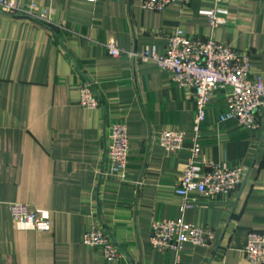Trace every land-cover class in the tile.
<instances>
[{"label":"crops","instance_id":"crops-1","mask_svg":"<svg viewBox=\"0 0 264 264\" xmlns=\"http://www.w3.org/2000/svg\"><path fill=\"white\" fill-rule=\"evenodd\" d=\"M53 12L68 31L54 33L0 12V264H252L244 249L251 232H264V112L260 128L220 121L225 93L210 100L201 144L209 162L244 168L240 188L227 198L192 193L182 212L176 186L189 160L196 112L194 93L179 88L153 62L108 55L114 39L128 51L163 52L176 30L214 37L253 61L264 79V0H193L163 12L139 0H21ZM219 7L227 23L212 30L201 12ZM91 83L96 110L80 105V86ZM124 119L130 140L127 169L108 175L107 134ZM185 133V148L169 152L158 135ZM51 214V230H20L10 205ZM158 220H184L215 232L209 247L185 244L159 252L150 242ZM103 226L126 250L107 262L101 248L83 243Z\"/></svg>","mask_w":264,"mask_h":264},{"label":"built area","instance_id":"built-area-1","mask_svg":"<svg viewBox=\"0 0 264 264\" xmlns=\"http://www.w3.org/2000/svg\"><path fill=\"white\" fill-rule=\"evenodd\" d=\"M193 0H139L143 10L163 12L170 6L184 8ZM218 3L223 0H216ZM0 12L39 23L54 33L68 31L64 23L53 19V12L40 11L35 3L21 0H0ZM201 14L209 21L212 30L227 23L226 12L215 7L203 10ZM107 53L113 58H127L135 63H155L160 70L170 74L172 82L179 88L191 89L194 93L196 112L193 123V138L189 148L190 157L179 178L176 194L181 199L180 210L191 208L192 193L206 198H227L243 183L244 168L228 167L209 162L201 144L202 127L207 119L211 98L219 91L225 93L227 108L220 121L235 120L245 130L260 128L258 115L264 112V79L253 77V61L248 51H240L214 37L188 36L176 29L169 37L163 52L155 47L142 51H128L121 48L114 39L106 44ZM80 105L86 110H96L100 98L93 84H82ZM184 132L166 130L158 135L161 147L169 152H179L185 147ZM109 156L108 175L118 176L128 167L130 140L127 123L117 119L110 124L107 134ZM11 217L20 230H51V214L46 210L22 203L10 205ZM215 239V232L205 226H195L184 220H158L153 222L150 242L159 252H176L180 255L185 244L209 247ZM83 243L103 250L107 262L126 258V250L117 243L103 226L87 232ZM252 264H264V232H251L244 249Z\"/></svg>","mask_w":264,"mask_h":264}]
</instances>
